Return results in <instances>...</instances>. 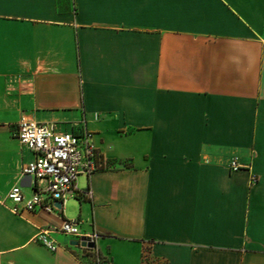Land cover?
<instances>
[{"label":"crops","instance_id":"obj_1","mask_svg":"<svg viewBox=\"0 0 264 264\" xmlns=\"http://www.w3.org/2000/svg\"><path fill=\"white\" fill-rule=\"evenodd\" d=\"M22 118L90 132L109 168L51 213L0 203V264H264V0H0L2 196L34 190Z\"/></svg>","mask_w":264,"mask_h":264},{"label":"built area","instance_id":"obj_2","mask_svg":"<svg viewBox=\"0 0 264 264\" xmlns=\"http://www.w3.org/2000/svg\"><path fill=\"white\" fill-rule=\"evenodd\" d=\"M16 137L19 143L33 153V158L21 167L22 176L34 179V190L26 195L22 188L15 184L9 192L0 195V203L7 206L14 214L45 210L55 211V202L65 203L68 197L79 198L91 196V190L84 195L77 192L75 183L80 175L90 177L93 173L109 168L107 161L98 151L93 135L88 131L81 133L59 132L55 124L39 123L30 118H22ZM231 172H238L242 166L236 158L229 163ZM252 181L257 178L252 176ZM9 202V203H8ZM49 229H41L36 241L55 252L60 245L50 236ZM58 232L81 243L87 239L96 244L99 234L95 231L85 233L78 221L64 220ZM81 251L95 249L80 247ZM97 260L100 256L97 254Z\"/></svg>","mask_w":264,"mask_h":264},{"label":"water","instance_id":"obj_3","mask_svg":"<svg viewBox=\"0 0 264 264\" xmlns=\"http://www.w3.org/2000/svg\"><path fill=\"white\" fill-rule=\"evenodd\" d=\"M58 204H62V203L58 202ZM70 245L75 246V247L88 248V249H95L96 248V244L94 242H90L85 238L82 239L81 243H79L78 241H71Z\"/></svg>","mask_w":264,"mask_h":264},{"label":"trees","instance_id":"obj_4","mask_svg":"<svg viewBox=\"0 0 264 264\" xmlns=\"http://www.w3.org/2000/svg\"><path fill=\"white\" fill-rule=\"evenodd\" d=\"M85 251H88V252H92L93 253V251H89V250H85ZM93 260H94V264H97L98 263L97 257L95 255H94Z\"/></svg>","mask_w":264,"mask_h":264}]
</instances>
